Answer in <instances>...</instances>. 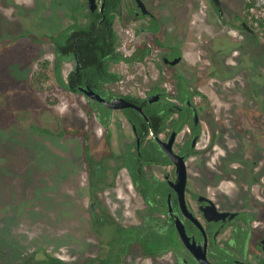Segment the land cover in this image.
Masks as SVG:
<instances>
[{"label": "flooded vegetation", "instance_id": "flooded-vegetation-1", "mask_svg": "<svg viewBox=\"0 0 264 264\" xmlns=\"http://www.w3.org/2000/svg\"><path fill=\"white\" fill-rule=\"evenodd\" d=\"M50 1L47 20L52 23ZM82 1L73 23L31 39L54 47L55 63L39 60L38 70L45 67L46 73L36 83L53 80L59 92L83 97L81 116L93 125L63 133L83 132L82 172L89 175L95 231L113 235L106 254L95 258L113 256L111 264H124L137 251L144 264H264V91L257 90L261 81L256 73H236L247 65L259 66L250 56L259 45L257 31L245 16L234 15V23L239 21L251 35L253 47L248 59L240 49L226 64V0H220L219 9L212 0H190L193 16L203 13L209 24L219 26L211 35L216 47H210L208 64L201 62L194 75L184 70L185 64L197 65L200 58L186 59L180 4L172 15L166 0H95L94 9L89 0ZM95 20L111 24L125 57L110 63L118 80L97 89L79 77L76 51L66 46L59 53L51 40L71 26L89 27ZM71 63L74 67L65 74ZM58 64L64 84L55 72ZM145 64L148 68L138 73H120ZM220 65L223 84L213 91L206 81L217 78ZM125 79L134 84L120 91ZM227 82L235 91H229ZM82 88L107 101L124 97L141 110L109 107ZM177 158L185 164L184 184Z\"/></svg>", "mask_w": 264, "mask_h": 264}, {"label": "rangeland", "instance_id": "rangeland-1", "mask_svg": "<svg viewBox=\"0 0 264 264\" xmlns=\"http://www.w3.org/2000/svg\"><path fill=\"white\" fill-rule=\"evenodd\" d=\"M81 2L53 0L54 20L49 23L50 0H0V261L3 264H20L46 255L58 256L71 264L81 263L104 256L113 237L108 231L105 236H98L95 231L89 208V175L82 172L85 169L83 132L63 133L93 128L81 116L83 97L59 92L53 80L43 86L36 83V77L46 73L45 67L44 71L38 70L39 60L55 63V56L49 41L44 48L45 43H34L31 38L47 32L56 34L73 23V12ZM166 3L172 8V15L176 3L182 6L186 59L189 62L200 58L197 65L186 63L184 70L195 75L198 66L208 64L211 58V35L218 33L219 26L217 22L209 24L211 20L203 13L193 16L188 6L190 0H166ZM192 4L197 6L196 1ZM234 15L245 16L257 31L256 50L251 48V35L238 25L239 21L234 23ZM249 47L250 56L257 58L259 66L255 69L247 65L236 73L247 77L256 73L261 81L257 90L261 93L264 91V0H226V64L240 49L248 59ZM73 67V63L65 65V74ZM147 68L148 64L136 65L120 73L134 74ZM223 69L220 65L217 78L206 81L209 89L215 91L222 86ZM132 84L125 79L118 89L126 90ZM226 85L229 91H235L231 83ZM34 88L49 93L37 95ZM124 264L144 262L141 254L134 251Z\"/></svg>", "mask_w": 264, "mask_h": 264}, {"label": "trees", "instance_id": "trees-1", "mask_svg": "<svg viewBox=\"0 0 264 264\" xmlns=\"http://www.w3.org/2000/svg\"><path fill=\"white\" fill-rule=\"evenodd\" d=\"M70 37L72 39L66 43ZM51 40L56 45L57 52L59 53L63 52L66 46L76 51L82 64L79 77L84 78L94 89L100 88L106 82H116L118 80L119 76L110 70V63L120 62L125 57L117 49V36L111 24H99L95 20L89 27L74 25L60 32L58 35L52 36ZM55 72L60 83L64 84L60 64L56 66ZM114 260L113 256H107L75 264H111ZM0 264L3 263L0 261ZM20 264L71 263L55 255H46L41 259H30Z\"/></svg>", "mask_w": 264, "mask_h": 264}, {"label": "water", "instance_id": "water-1", "mask_svg": "<svg viewBox=\"0 0 264 264\" xmlns=\"http://www.w3.org/2000/svg\"><path fill=\"white\" fill-rule=\"evenodd\" d=\"M213 4L216 8H220V0H212ZM90 5L92 7V9L95 8V0H89ZM176 62V61H175ZM80 61L78 62V68H80ZM82 90L86 91V93L91 96L94 99L100 100L103 103H105L106 105H108L109 107L112 108H127V107H136L138 109L141 110L140 107L136 106L134 103L128 101L127 99H125L124 97H115L113 98L111 101H107L103 96L95 93L92 89H85L82 88ZM176 161L179 163V172L182 173V179H183V184H184V180H185V176H186V168H185V164L184 161L181 160V158H177Z\"/></svg>", "mask_w": 264, "mask_h": 264}]
</instances>
